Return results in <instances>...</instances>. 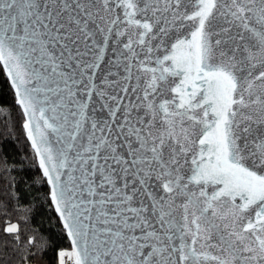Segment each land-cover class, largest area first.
<instances>
[{
    "label": "snow or ice",
    "instance_id": "obj_1",
    "mask_svg": "<svg viewBox=\"0 0 264 264\" xmlns=\"http://www.w3.org/2000/svg\"><path fill=\"white\" fill-rule=\"evenodd\" d=\"M0 264H264V0H0Z\"/></svg>",
    "mask_w": 264,
    "mask_h": 264
}]
</instances>
